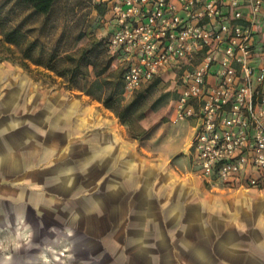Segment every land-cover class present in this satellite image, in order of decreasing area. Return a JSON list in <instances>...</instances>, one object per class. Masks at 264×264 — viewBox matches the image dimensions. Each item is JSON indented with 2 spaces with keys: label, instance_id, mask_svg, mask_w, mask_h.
<instances>
[{
  "label": "crops",
  "instance_id": "0c3cea01",
  "mask_svg": "<svg viewBox=\"0 0 264 264\" xmlns=\"http://www.w3.org/2000/svg\"><path fill=\"white\" fill-rule=\"evenodd\" d=\"M256 31L261 52L264 16ZM7 62L0 228L30 230L34 259L56 237L50 225H60L69 259L83 264H264V185L202 176L192 148L197 119L172 120L144 140L89 95L37 94Z\"/></svg>",
  "mask_w": 264,
  "mask_h": 264
},
{
  "label": "built area",
  "instance_id": "2783aa9c",
  "mask_svg": "<svg viewBox=\"0 0 264 264\" xmlns=\"http://www.w3.org/2000/svg\"><path fill=\"white\" fill-rule=\"evenodd\" d=\"M264 0H109L108 52L124 96L178 73L172 120H198L192 148L204 177L264 185Z\"/></svg>",
  "mask_w": 264,
  "mask_h": 264
},
{
  "label": "rangeland",
  "instance_id": "374dc122",
  "mask_svg": "<svg viewBox=\"0 0 264 264\" xmlns=\"http://www.w3.org/2000/svg\"><path fill=\"white\" fill-rule=\"evenodd\" d=\"M105 1L58 0L50 14L41 15L16 0H0V19L5 29L22 26L27 32L28 41L37 43L33 57L44 63L52 61L54 68L50 69L32 60H27L29 68L23 67L18 59H22V49L26 44L19 48L6 42L2 28L0 60L8 58L6 67L15 69L17 77L32 81L37 94L38 91L43 94L47 89L52 92L59 90L68 95L85 94L95 104L98 105L99 101L106 107L105 101L110 98L120 99L123 105H127L142 93V118L133 124V128L146 129L147 134L143 139L150 140L158 128L166 127L168 122L174 124L171 117L178 94L179 75L175 70L165 76L159 75L135 96L126 98L122 82L123 63L118 58L111 57L106 50V42L113 28L104 20L99 7ZM91 135L93 134L88 132L86 136ZM7 184L11 187L13 183ZM21 185L27 187V184ZM51 226L56 228L53 230L56 237L46 242V245L39 246L37 259L30 253V230L18 229V232H22L19 236L13 228H0V264H12V260L16 258L17 264H83L76 259H69L72 245L69 241H60V225Z\"/></svg>",
  "mask_w": 264,
  "mask_h": 264
},
{
  "label": "trees",
  "instance_id": "16d2710c",
  "mask_svg": "<svg viewBox=\"0 0 264 264\" xmlns=\"http://www.w3.org/2000/svg\"><path fill=\"white\" fill-rule=\"evenodd\" d=\"M21 5L31 8L35 13L41 15H48L52 12L58 0H16ZM103 17L107 13L109 9V0L100 3L99 5ZM102 7V8H101ZM0 28L4 30V39L6 42L15 45L16 47L22 48L24 44H26L25 48H23V57L21 59V63L25 67H29V62L27 60H32L37 64H42L48 68H54L52 61L44 63L40 59H35L33 57V51L37 47L36 41H28L27 32L23 30L22 26H16L12 29H5V25L1 22L0 19ZM106 50L108 52L107 43ZM109 53V52H108ZM110 54V53H109ZM111 55V54H110ZM111 57L114 58L113 55ZM168 75L164 74L163 76ZM123 82V81H122ZM144 101V95L139 93L134 97V99L127 105H123L120 99L110 98L105 101L106 107L111 109L122 121V123L127 124L135 136H141L147 133L146 129L136 130L133 128V124L142 118V114H140V110L142 108Z\"/></svg>",
  "mask_w": 264,
  "mask_h": 264
}]
</instances>
